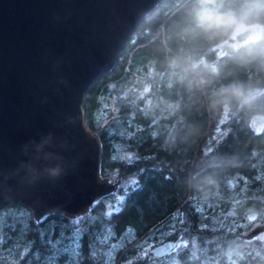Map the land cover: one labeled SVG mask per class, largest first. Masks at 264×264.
<instances>
[{
    "label": "trees",
    "instance_id": "16d2710c",
    "mask_svg": "<svg viewBox=\"0 0 264 264\" xmlns=\"http://www.w3.org/2000/svg\"><path fill=\"white\" fill-rule=\"evenodd\" d=\"M253 1L162 0L139 23L84 101L102 144L101 176L121 180L118 211H105L114 193L80 215L52 212L40 221L26 205L10 204L0 211V264H40L35 253L42 260L51 251L41 234L53 229L68 241L65 231L81 232L79 253L68 243L56 249L57 264H144L156 257L141 249L167 239L182 241L173 253L179 264H264V239L242 236L253 226L250 214L264 222V128L250 124L264 115V93L244 99L264 88V31L220 49L244 6L264 0ZM251 9L250 21L264 23V9ZM133 178L137 186L121 187ZM109 229L124 237L111 243L123 245L101 257L96 242Z\"/></svg>",
    "mask_w": 264,
    "mask_h": 264
},
{
    "label": "water",
    "instance_id": "95a60500",
    "mask_svg": "<svg viewBox=\"0 0 264 264\" xmlns=\"http://www.w3.org/2000/svg\"><path fill=\"white\" fill-rule=\"evenodd\" d=\"M161 1L0 0V211L21 203L37 221L77 216L118 189L101 176L85 95ZM262 232L264 222L242 236ZM159 246L156 258L174 250L157 256Z\"/></svg>",
    "mask_w": 264,
    "mask_h": 264
},
{
    "label": "snow or ice",
    "instance_id": "6c2138e0",
    "mask_svg": "<svg viewBox=\"0 0 264 264\" xmlns=\"http://www.w3.org/2000/svg\"><path fill=\"white\" fill-rule=\"evenodd\" d=\"M138 185V181L133 178L130 181V186L135 187ZM120 202H123V197H120ZM118 211V208L116 209V212ZM77 223H80V221H78ZM108 231V235L104 237L103 240L97 241L96 243L99 245L100 247V251L96 254L100 255L101 257H108L110 258L113 255V251L119 247H121L123 245V243H111V241H122L124 240V237H116V235L109 229ZM173 231H175V227L173 226ZM127 233H132L133 230L131 228L126 230ZM64 236H68V235H72L74 237V239L72 241H68L66 239H61V232L57 233L55 231V229H53L51 234H47V233H42L41 234V244L47 248L50 249L51 251L47 252V255H45L43 257V259L41 260L40 254L37 252L35 253L36 259L38 261H40V264H57V259H56V249H64L65 251H67L68 249L65 248V245L68 243L72 244V250L74 253H79L80 251V237H81V232L79 230H77L74 233H69L67 231H65L63 233ZM169 236L172 235V232L168 233ZM132 238V237H131ZM262 239H264V237H262ZM4 241L2 238H0V245H3ZM143 243V242H141ZM161 246L156 247L154 249V251L156 252L157 256L161 255L163 252L165 251H171L173 249L176 248V244H165L162 240H161ZM147 248H142L140 255L142 257H144L145 254V250ZM32 252L31 247L25 249L20 256L21 262L24 261V258ZM148 252V249H147ZM149 255V252H148ZM73 264H79V261H74ZM101 264H112L111 259H102L101 260ZM128 264H133V262L129 261ZM144 264H156L155 261H149L146 260L144 261Z\"/></svg>",
    "mask_w": 264,
    "mask_h": 264
},
{
    "label": "rangeland",
    "instance_id": "374dc122",
    "mask_svg": "<svg viewBox=\"0 0 264 264\" xmlns=\"http://www.w3.org/2000/svg\"><path fill=\"white\" fill-rule=\"evenodd\" d=\"M264 30V26L263 25H259L256 23H253L252 25L250 24H238L235 26L234 30L232 31V33L230 34V36L225 39L223 42L220 43V49L223 50L225 48H228L229 46H238L240 44H243L251 39H254L256 37H258ZM245 37L243 38V34H245ZM264 93V88L259 87V88H254L249 90L244 99L245 100H249L251 98H254L256 96H259L261 94ZM226 120V116L224 115L221 119V121H225ZM250 124L251 126L256 130V131H261L264 128V115L263 114H256L254 115L251 119H250ZM218 133L220 132V128L217 131ZM115 180H118L119 183H121L120 178H117ZM132 179H128L126 180V182H122V188H125L127 183L130 184V181ZM123 190V189H122ZM122 190H119L118 192L113 194V197L107 199L105 201V205H106V213L110 214L114 211H116L117 208H119L120 206V197H123L122 194ZM249 220L253 221V226H256L258 224H260V222H258L256 220V216L255 214H250L249 215ZM260 237H264V232L259 234ZM182 241H180L178 239V245L182 244ZM185 244V241H184ZM151 247L148 246V252L150 250ZM147 249L145 250V254H148ZM176 248L167 256L161 257V258H150L148 257L149 261H155L156 264H179L174 257V252H176ZM144 254V255H145ZM147 259V258H146Z\"/></svg>",
    "mask_w": 264,
    "mask_h": 264
},
{
    "label": "flooded vegetation",
    "instance_id": "af4514ba",
    "mask_svg": "<svg viewBox=\"0 0 264 264\" xmlns=\"http://www.w3.org/2000/svg\"><path fill=\"white\" fill-rule=\"evenodd\" d=\"M247 2H249V3H253L254 1L253 0H244V3H247ZM252 8V9H251ZM243 9H245L244 11H243V15H244V17L242 18V20L240 21V22H238L236 25H238V24H250V25H252L253 23H256V24H259V25H263L264 26V23H262V22H259V21H250V19H249V15H251V12H250V10H248V9H251V10H255V12H257V14H261V12H262V9H264V1L263 2H260L259 3V5L258 4H256V5H251L250 7L249 6H244V8ZM235 25V26H236ZM235 26H234V28H235ZM234 28H233V30H234ZM232 30V31H233ZM264 31V30H263ZM232 33V32H231ZM263 33V32H262ZM262 33L258 36V37H256V38H254V39H257V38H259L261 35H262ZM245 35H246V33L245 34H243L242 36H243V38L245 37ZM254 39H251V40H249V41H252V40H254ZM248 42V41H247ZM246 43V42H245ZM245 43H243V44H245Z\"/></svg>",
    "mask_w": 264,
    "mask_h": 264
}]
</instances>
